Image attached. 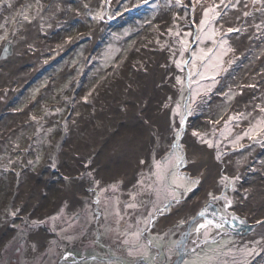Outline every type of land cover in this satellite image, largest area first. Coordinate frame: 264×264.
Wrapping results in <instances>:
<instances>
[{"label":"rangeland","instance_id":"1","mask_svg":"<svg viewBox=\"0 0 264 264\" xmlns=\"http://www.w3.org/2000/svg\"><path fill=\"white\" fill-rule=\"evenodd\" d=\"M156 62L158 98L127 99ZM261 109L264 0H0V264H172L186 226L181 264H264ZM186 134L211 188L182 170ZM139 136L141 166L111 176L115 140Z\"/></svg>","mask_w":264,"mask_h":264},{"label":"bare ground","instance_id":"2","mask_svg":"<svg viewBox=\"0 0 264 264\" xmlns=\"http://www.w3.org/2000/svg\"><path fill=\"white\" fill-rule=\"evenodd\" d=\"M154 63L149 70L142 74L139 72L134 81V89L127 99L147 100L152 103L158 98L159 89L156 88L157 82L162 76L163 69ZM131 96V97H130ZM134 101V100H133ZM132 102V101H131ZM127 110L132 111L135 109V104L128 103ZM150 117L149 122L156 130H160L166 125V115L163 112L151 111L146 113ZM147 137L139 136L135 141L121 140L114 143L113 158L105 165L110 167L111 176H119L126 183L130 181L136 170L141 166L135 161L138 156L146 151ZM186 144V154L189 159L188 164L182 168L192 177L200 179L199 186L205 189L214 186L216 174L218 172L217 161L214 159L213 152L204 145L196 142L190 134L184 137ZM83 190L80 184L75 185L74 191L71 195V201L76 202L78 197L82 194ZM256 202L249 210V219L255 220L264 216V198H255ZM188 203V202H187ZM263 206V207H262Z\"/></svg>","mask_w":264,"mask_h":264},{"label":"snow or ice","instance_id":"3","mask_svg":"<svg viewBox=\"0 0 264 264\" xmlns=\"http://www.w3.org/2000/svg\"><path fill=\"white\" fill-rule=\"evenodd\" d=\"M144 2L146 3L147 0H144ZM179 2H180V0H177V3H179ZM209 12H215V9H214V8L206 9V10H205V17H206V18L209 17ZM219 15H220L219 12H215V16L211 17V19H215V17H216V16H219ZM25 19H27V17H25ZM200 23H201V25H204V24L208 23V19H203V20H201ZM229 31H233V29H229ZM209 51H211V49H210ZM181 54H183V53H181ZM176 64H177V67H180L181 62H180V61H177ZM189 75H191V73H190ZM177 81L180 82V78H179V77H177ZM178 107H179V106H178ZM261 111H264V109H261ZM180 124H181V127H183V124H184V118H183V116H181ZM262 124H264V122H262ZM193 135H199V134L196 133V132H193ZM176 136H177V139H179L180 132H177V133H176ZM176 146H177V145H173V147H176ZM209 146H211L210 142H209ZM52 166L55 167V166H56L55 163H53ZM65 179L67 180V179H69V177H65ZM192 183H193V185H195L196 183H198V181H193ZM213 199H218V197H213ZM228 203H231V202L229 201ZM201 214H202V213H201ZM258 223H259V222H258ZM199 227H200V228H204V227H206V225H200ZM217 227H222V225H217ZM175 243H176V244H180V241H176Z\"/></svg>","mask_w":264,"mask_h":264},{"label":"flooded vegetation","instance_id":"4","mask_svg":"<svg viewBox=\"0 0 264 264\" xmlns=\"http://www.w3.org/2000/svg\"><path fill=\"white\" fill-rule=\"evenodd\" d=\"M216 213V212H215ZM219 216V215H218ZM222 218V220H224V221H226L227 223H226V226L228 227V228H232V229H234L233 228V225H235L234 224V222L233 221H230V220H228V219H226L225 217H221ZM190 230H191V228L189 227L188 228V226H186L185 227V235H184V239L181 241V246L179 247V251H178V253L179 252H181V251H186V242H187V239L189 238V234H190ZM221 233H227L226 231H222V232H218V235L219 234H221ZM188 237V238H187ZM185 240V241H184Z\"/></svg>","mask_w":264,"mask_h":264},{"label":"water","instance_id":"5","mask_svg":"<svg viewBox=\"0 0 264 264\" xmlns=\"http://www.w3.org/2000/svg\"><path fill=\"white\" fill-rule=\"evenodd\" d=\"M192 249L188 250V251H181L179 252V254L177 255V257L175 258V260L172 262V264H181L182 260L185 258V256L191 252ZM61 264V263H60Z\"/></svg>","mask_w":264,"mask_h":264}]
</instances>
